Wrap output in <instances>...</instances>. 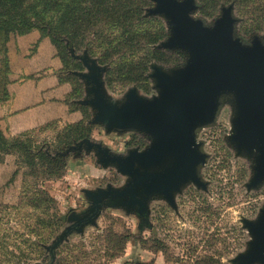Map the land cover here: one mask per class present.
<instances>
[{
	"label": "rangeland",
	"instance_id": "374dc122",
	"mask_svg": "<svg viewBox=\"0 0 264 264\" xmlns=\"http://www.w3.org/2000/svg\"><path fill=\"white\" fill-rule=\"evenodd\" d=\"M149 1L140 22L152 29L165 28L166 36L148 47L150 52L166 53L168 62L151 59L146 82L126 79L127 74L118 67L130 57L136 65L143 52L135 56L117 53L109 59L90 40L78 51L64 38L67 53L81 65L74 69L77 63L66 67L51 38L42 37L39 31L31 32L28 35L34 36L25 40L22 38L28 35L12 37L8 45L9 98L0 103L7 114L5 120L0 118L4 120L0 130L10 140L21 139L32 158L26 152H10L0 163V264H48L53 250L55 264H240L241 257L251 251L254 237L246 223H257L263 215L264 181L252 185L256 158L236 147L237 107L235 98L227 94L214 121L195 132L199 152L206 156L197 172L203 186L196 188L197 196L178 201L179 210L175 206L176 214L169 222L162 218L165 197L152 195L142 214L121 201L105 199L93 222L76 226L93 213L91 194L122 190L131 181L117 164L104 162L100 148L126 158L131 151L151 145L150 136L141 130H108L94 122L96 110L83 104L93 98L89 77L99 76L106 98L114 104L125 103L131 91L151 101L160 95L153 77L156 69L172 73L184 69L191 59L187 50L163 47L173 35L171 21L164 14L152 13L158 4ZM195 5L192 18L209 28L223 15V9L232 6L236 36L246 45L255 39L264 43V0H233L219 6L210 0H195ZM101 59L108 61L101 64ZM41 81L47 89H62L59 99L52 98L62 110L44 124L20 130L8 108L14 106L10 85L28 83L34 87ZM40 100L42 97L28 99L24 104ZM82 106L88 107L90 117H84ZM80 123L92 128L90 137L63 142L70 128ZM45 155L62 160V166L51 164ZM70 227H74L72 232L53 249Z\"/></svg>",
	"mask_w": 264,
	"mask_h": 264
},
{
	"label": "water",
	"instance_id": "95a60500",
	"mask_svg": "<svg viewBox=\"0 0 264 264\" xmlns=\"http://www.w3.org/2000/svg\"><path fill=\"white\" fill-rule=\"evenodd\" d=\"M153 1L158 7L151 12L166 15L172 25L173 35L163 47L187 50L191 59L184 69L172 73L156 69L153 77L160 95L151 101L131 91L125 103L114 104L106 98L99 76L89 77L93 98L83 104L96 110L94 122L108 130H141L150 136L151 145L143 151H131L126 158L100 148L104 162L117 164L131 181L122 190L91 194L93 213L79 220L77 227L93 222L105 199L121 201L142 214L152 195H162L172 202V190H180L189 180L198 184V168L206 156L199 152L195 132L214 121L226 94L235 98L237 107L233 135L236 147L256 158L252 185L264 181V43L255 39L252 45H246L236 36L232 6L223 9V15L209 28L202 20L192 18L195 0ZM246 227L254 240L240 264H264V212L259 222H247ZM73 228L67 229L53 249Z\"/></svg>",
	"mask_w": 264,
	"mask_h": 264
},
{
	"label": "trees",
	"instance_id": "16d2710c",
	"mask_svg": "<svg viewBox=\"0 0 264 264\" xmlns=\"http://www.w3.org/2000/svg\"><path fill=\"white\" fill-rule=\"evenodd\" d=\"M232 1L210 0V3L219 6ZM149 6V0H0V103L9 98L8 45L13 36H25L33 31H39L42 37L51 38L66 67L77 62L67 53L64 38L78 51L90 40L93 45L96 44V48L104 50V56L109 59L117 53L125 55L129 52L135 56L136 52H143L144 56L136 65L130 57L118 67L123 74H127L129 78L126 79L146 82L148 79L145 74L151 59L168 62L166 53L157 50L150 52L148 47L166 36L165 28L152 29L145 22H140ZM107 61L101 59L100 62L106 64ZM80 66L77 63L73 68ZM79 88L83 90L81 85ZM80 111L84 117H90L88 107L82 106ZM91 131L92 128L80 123L70 128L63 142L88 138ZM10 152L28 151L21 139L10 140L0 130V163ZM27 155L29 159L32 158L29 153ZM43 158L51 164L56 162L62 166L60 159L54 161L47 155ZM55 254V250L50 251L48 264H55Z\"/></svg>",
	"mask_w": 264,
	"mask_h": 264
},
{
	"label": "crops",
	"instance_id": "0c3cea01",
	"mask_svg": "<svg viewBox=\"0 0 264 264\" xmlns=\"http://www.w3.org/2000/svg\"><path fill=\"white\" fill-rule=\"evenodd\" d=\"M30 36L34 35L31 34L26 37H23L22 40H25V38ZM43 44L44 42L41 43L42 51ZM49 52H51V50ZM47 86L48 85L43 81H41L38 86L34 87H32V85L28 83H14L10 85V92L13 96L12 100L14 102V106L8 105V108L10 109V114H12L11 120L13 121V124L18 127V129L25 130L32 126L44 124V122L49 121L60 113L62 109L59 108L57 102L52 98L57 97L59 99V90L62 89H47ZM48 93L51 94L49 100H47ZM39 97H42V100L36 101L32 104H24L25 101L28 99H38ZM6 114V106L0 105V118L5 120ZM2 119L0 120V124H2L4 121Z\"/></svg>",
	"mask_w": 264,
	"mask_h": 264
},
{
	"label": "flooded vegetation",
	"instance_id": "af4514ba",
	"mask_svg": "<svg viewBox=\"0 0 264 264\" xmlns=\"http://www.w3.org/2000/svg\"><path fill=\"white\" fill-rule=\"evenodd\" d=\"M199 177V176H198ZM203 183L201 182V180L198 182V184L195 182V180H189L186 183V186L184 188H182L181 190L178 191H174L172 190V197H173V201L171 202L170 199L165 198L163 199V202L165 203L164 208L162 209L163 211V221L164 222H169L170 216L172 214H176L175 211L179 210V203L181 200H183V198H186L188 196H197V193L195 190L198 189V187H202ZM197 188V189H196ZM179 197L181 199H179ZM177 208V210H175L174 208ZM170 209L171 211H173V213H170Z\"/></svg>",
	"mask_w": 264,
	"mask_h": 264
}]
</instances>
